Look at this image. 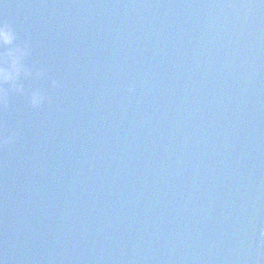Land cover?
<instances>
[{
  "label": "water",
  "instance_id": "water-1",
  "mask_svg": "<svg viewBox=\"0 0 264 264\" xmlns=\"http://www.w3.org/2000/svg\"><path fill=\"white\" fill-rule=\"evenodd\" d=\"M0 20L44 69L0 105L3 264H264V0H0Z\"/></svg>",
  "mask_w": 264,
  "mask_h": 264
},
{
  "label": "clouds",
  "instance_id": "clouds-1",
  "mask_svg": "<svg viewBox=\"0 0 264 264\" xmlns=\"http://www.w3.org/2000/svg\"><path fill=\"white\" fill-rule=\"evenodd\" d=\"M16 35L12 25L0 20V105L7 107L9 93L25 94L24 85L20 83L21 77H40L44 69L35 72L33 68L25 67L23 60L29 55L30 47L27 43H16ZM6 85V87H5ZM56 80L51 81V87H57ZM131 90V89H129ZM49 101L43 91L32 89L27 93V103L32 108H40ZM13 142V133L0 134V147ZM3 264V261H0Z\"/></svg>",
  "mask_w": 264,
  "mask_h": 264
}]
</instances>
